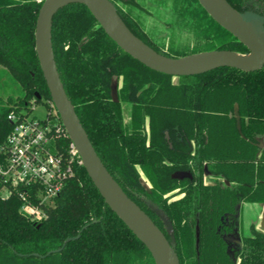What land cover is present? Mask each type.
<instances>
[{"label":"trees","instance_id":"16d2710c","mask_svg":"<svg viewBox=\"0 0 264 264\" xmlns=\"http://www.w3.org/2000/svg\"><path fill=\"white\" fill-rule=\"evenodd\" d=\"M43 1L0 0V159L13 127L11 111L32 101L56 110L36 53ZM110 1L138 37L166 56L217 49L249 52L198 0ZM228 1L241 12L252 8L264 14V0H254L259 9L250 0ZM151 2L172 12L164 30L147 23ZM52 42L61 79L98 154L171 240L148 202L169 216L181 264H236L237 259L264 264L263 231L242 238L236 260L225 239L234 231L241 202H264V67L224 66L180 77L153 70L124 51L82 3H70L55 14ZM124 104L129 105L128 121ZM50 118L61 122L57 111ZM206 170L213 184L205 183ZM177 195L182 196L171 200ZM21 204L15 194L0 195V264H155L82 164L44 220H32ZM79 233L60 252L35 255L63 247Z\"/></svg>","mask_w":264,"mask_h":264},{"label":"water","instance_id":"95a60500","mask_svg":"<svg viewBox=\"0 0 264 264\" xmlns=\"http://www.w3.org/2000/svg\"><path fill=\"white\" fill-rule=\"evenodd\" d=\"M198 1L216 22L248 47V53L217 49L177 58L166 56L138 37L110 0H44L35 30L36 53L53 105L81 156L83 166L105 202L149 249L155 264H180V258L175 249L172 221L157 204L148 202L165 223V228L171 236L170 240L149 214L125 192L98 154L61 79L52 42V24L60 8L70 3H82L90 9L105 32L124 51L153 70L180 77L201 74L224 66L244 71L262 69L264 67V14L252 8L241 12L228 0ZM255 9H259V6ZM37 96L41 98L38 93ZM80 235L79 233L75 237L67 238L63 247L50 251L46 255L37 253L35 255L46 257L54 252H60L68 242L79 238ZM196 237V246L199 250V224L196 227Z\"/></svg>","mask_w":264,"mask_h":264},{"label":"built area","instance_id":"2783aa9c","mask_svg":"<svg viewBox=\"0 0 264 264\" xmlns=\"http://www.w3.org/2000/svg\"><path fill=\"white\" fill-rule=\"evenodd\" d=\"M55 114L48 107L42 119L11 111L8 119L13 127L1 149L0 195H17L20 210L36 222L47 217V209L56 205L76 166L82 164L73 141L61 143L70 136L62 121L50 118Z\"/></svg>","mask_w":264,"mask_h":264},{"label":"rangeland","instance_id":"374dc122","mask_svg":"<svg viewBox=\"0 0 264 264\" xmlns=\"http://www.w3.org/2000/svg\"><path fill=\"white\" fill-rule=\"evenodd\" d=\"M146 18L147 23L154 26L157 30H164L165 29V22L169 20L172 16V12L169 7L166 6H158V3L151 2L147 8ZM174 81H178V78H175ZM114 94L116 90V82L113 84ZM124 113L125 118L128 119L129 111L128 105L124 104ZM20 112L27 114L30 117H35L42 119L47 115V106L44 103L35 104L33 101L27 106L22 107ZM251 203H244L242 206V213H241V226L247 229V226L250 223V219L252 217L251 211Z\"/></svg>","mask_w":264,"mask_h":264},{"label":"flooded vegetation","instance_id":"af4514ba","mask_svg":"<svg viewBox=\"0 0 264 264\" xmlns=\"http://www.w3.org/2000/svg\"><path fill=\"white\" fill-rule=\"evenodd\" d=\"M38 1H42V0H38ZM255 1L254 0H250L249 2V5L250 6H256L255 5ZM117 84V82H116ZM113 92H114V89H113ZM128 105V104H127ZM128 111H129V105H128ZM124 107H123V115H124V118H125V113H124ZM130 118V111H129V115H128V119L125 118L126 121H128ZM205 183L207 185H210V184H213L209 179L211 178L210 175H209V172L206 170L205 172ZM182 195H177V196H174L171 200H175V199H178L180 198ZM154 203V202H153ZM244 203H255V202H241L239 205H238V210H237V213H236V216H235V219H234V231L230 232L228 235L225 236V239L230 243V247H231V255H232V258L236 260V256H235V253H236V249L238 246H240L242 244V238L244 236H248V235H251L253 230L255 229H258V230H261L264 232V230H262L256 223L254 222H251L250 220V223L249 225L247 226V229H245L243 226H241V213H242V206ZM159 207V206H158ZM160 208V207H159ZM161 209V208H160ZM162 210V209H161ZM164 212V210H163ZM165 213V212H164ZM166 214V213H165ZM167 215V214H166ZM168 216V215H167ZM169 217V216H168ZM162 219V218H161ZM197 224H199V221L197 222ZM200 226V224H199ZM197 227V225H196ZM168 232V231H167ZM200 237H201V228H200ZM196 240H197V237H196ZM201 240V238H200ZM199 248H200V244H199ZM196 249H197V246H196ZM198 251V256H199V250ZM181 264V262H180ZM236 264H240V259H237V263Z\"/></svg>","mask_w":264,"mask_h":264},{"label":"crops","instance_id":"0c3cea01","mask_svg":"<svg viewBox=\"0 0 264 264\" xmlns=\"http://www.w3.org/2000/svg\"><path fill=\"white\" fill-rule=\"evenodd\" d=\"M252 211L251 222L256 223L262 230H264V202H255L250 205Z\"/></svg>","mask_w":264,"mask_h":264}]
</instances>
